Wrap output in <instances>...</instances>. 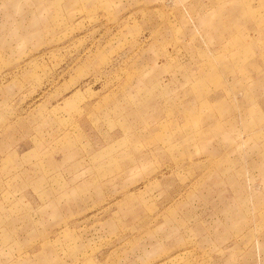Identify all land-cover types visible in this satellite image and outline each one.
<instances>
[{"label":"rangeland","instance_id":"obj_1","mask_svg":"<svg viewBox=\"0 0 264 264\" xmlns=\"http://www.w3.org/2000/svg\"><path fill=\"white\" fill-rule=\"evenodd\" d=\"M0 264H264V0H0Z\"/></svg>","mask_w":264,"mask_h":264}]
</instances>
